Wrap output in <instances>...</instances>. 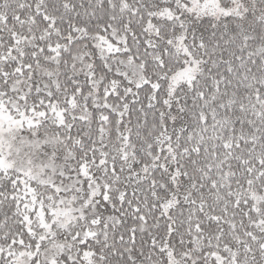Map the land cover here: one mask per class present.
Returning <instances> with one entry per match:
<instances>
[{
  "label": "snow or ice",
  "instance_id": "obj_1",
  "mask_svg": "<svg viewBox=\"0 0 264 264\" xmlns=\"http://www.w3.org/2000/svg\"><path fill=\"white\" fill-rule=\"evenodd\" d=\"M0 264H264V0H0Z\"/></svg>",
  "mask_w": 264,
  "mask_h": 264
}]
</instances>
